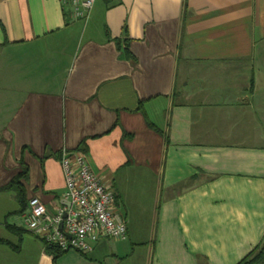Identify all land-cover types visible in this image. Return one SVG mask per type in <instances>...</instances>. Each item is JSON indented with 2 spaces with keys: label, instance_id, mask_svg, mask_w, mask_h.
Here are the masks:
<instances>
[{
  "label": "crops",
  "instance_id": "obj_1",
  "mask_svg": "<svg viewBox=\"0 0 264 264\" xmlns=\"http://www.w3.org/2000/svg\"><path fill=\"white\" fill-rule=\"evenodd\" d=\"M63 149L113 187L128 238L54 260L2 188L24 162L27 202L54 212ZM137 211L155 238L124 243ZM263 237L264 0H96L86 21L0 0V264H237Z\"/></svg>",
  "mask_w": 264,
  "mask_h": 264
},
{
  "label": "built area",
  "instance_id": "obj_2",
  "mask_svg": "<svg viewBox=\"0 0 264 264\" xmlns=\"http://www.w3.org/2000/svg\"><path fill=\"white\" fill-rule=\"evenodd\" d=\"M74 19L88 20L96 0H61ZM65 178L64 204L49 211L37 196L28 201L26 228L43 243L62 250L89 253L102 238H128V225L116 206L113 187L93 171L87 156L63 149L60 156Z\"/></svg>",
  "mask_w": 264,
  "mask_h": 264
},
{
  "label": "trees",
  "instance_id": "obj_3",
  "mask_svg": "<svg viewBox=\"0 0 264 264\" xmlns=\"http://www.w3.org/2000/svg\"><path fill=\"white\" fill-rule=\"evenodd\" d=\"M130 57V54L128 53ZM29 177V167L26 163H22L21 170L15 175V177L2 189L13 190L17 193L18 200L20 202L19 212H25L28 207L26 188L24 182ZM29 201V200H28ZM11 229H21L16 225H9ZM46 251L51 254L56 260L65 250L58 248L55 244L44 242ZM237 264H264V237L259 244H257L242 260Z\"/></svg>",
  "mask_w": 264,
  "mask_h": 264
},
{
  "label": "rangeland",
  "instance_id": "obj_4",
  "mask_svg": "<svg viewBox=\"0 0 264 264\" xmlns=\"http://www.w3.org/2000/svg\"><path fill=\"white\" fill-rule=\"evenodd\" d=\"M11 194H17L14 191H8L5 194V197L7 198L6 202L3 203V206H6L9 208V211H12L14 209H17L19 207L18 202L16 200L11 198ZM41 199V198H40ZM18 200V199H17ZM42 200V199H41ZM43 201V200H42ZM44 202V201H43ZM45 203V202H44ZM20 212H13L8 215V221L10 223H16L18 225L26 227L25 224V218L20 215ZM134 222L136 223L137 231L136 233L131 236L129 240L124 241V243H131V242H149L155 238V230L152 229L154 218H150V212L140 213L137 211ZM115 242L116 241H112ZM139 254L142 255V250L139 251ZM133 264H142V257H136L133 259Z\"/></svg>",
  "mask_w": 264,
  "mask_h": 264
}]
</instances>
